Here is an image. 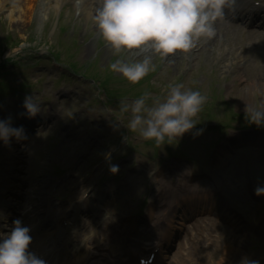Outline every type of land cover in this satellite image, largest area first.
<instances>
[{
    "label": "rangeland",
    "instance_id": "374dc122",
    "mask_svg": "<svg viewBox=\"0 0 264 264\" xmlns=\"http://www.w3.org/2000/svg\"><path fill=\"white\" fill-rule=\"evenodd\" d=\"M31 3L32 8L18 11L24 0H0V66L30 53H43L48 49L59 51L61 60L64 63L73 61L79 73H86V78L96 76L100 81L110 71L117 78L110 84V88L120 94L112 99V104L117 107L120 102H127L126 99L128 102L135 100V94L143 93L147 87L140 83L131 84L121 74L111 71L110 64L117 59L150 57L148 73L152 84L147 93L149 96L157 94V100H163L169 86L176 84H183L185 89H199L206 98L217 96L218 118L214 102L208 100L196 126L198 130L192 131L191 138H187L196 144L207 141L212 145L217 139V143L222 142L223 146L226 136L232 135L235 127L254 125L248 120L246 105L264 107V33L259 38L249 37L243 27L217 21L225 28L217 33L214 45H209L208 40L202 38L192 52L181 53L175 59L147 48L143 51L122 50L116 55L99 35L93 18L79 17L72 0H62L58 8L53 7L54 0H34ZM89 63H94L92 68L84 71ZM7 70L12 69L9 67ZM32 72L37 74L36 70ZM3 76L0 70V90L5 91L8 81L2 79ZM38 78L33 80L36 85L32 95L37 100L44 95L52 107L51 115H58L53 120L54 133L37 139L25 132L26 139L19 141L20 145L15 148H20L16 154L22 152L23 163L6 156V153H11L7 150L16 142L14 138L8 145L0 142V185L8 183L12 194L5 196L4 200L12 199L10 207L15 216L27 222L25 226L30 228L32 239H36L39 252L58 251L60 248L62 251L64 243L61 246L56 244L62 235H57L55 225L67 209H71L76 211L74 233L79 237L94 230V239L98 236L99 240H106L110 251L135 255L138 238L145 241L159 236L162 225L159 220L166 218L165 208L170 211L174 202L187 194L199 197L212 194L217 196V206L227 214L231 211L238 217L242 216L235 230L230 231V236L220 235L221 240L230 239L235 243L237 250L221 256L225 252L224 244L217 245V236L211 227L217 226V209H214L209 214L205 212L196 223L191 222L193 230L183 229L188 243L187 252L198 253L196 261L187 264H260L264 258V196H256L254 189L264 185V126L256 125L255 130H247L256 133L260 140L242 136L244 140H250L241 146L246 151L237 156L233 154V159H226L229 165L226 173L210 174L204 171V161L211 164L209 151L216 143L201 154L189 147L184 152L185 157H164L153 161L155 150L144 144L145 139L138 132L127 128L130 114H120L118 110L114 114L125 123L132 149L126 148L125 141L115 147L113 140L118 132L106 110L109 107H103L104 96L97 98V90L85 84L87 82L56 86L48 75ZM16 106L24 109L21 103L0 99V119L5 118V111L10 113ZM207 116L212 120H207ZM217 120L221 123L217 124ZM227 124L233 129L225 134L214 130L217 127L213 126L227 128ZM23 129L28 131L25 127ZM232 138L238 139L239 136L232 135ZM221 146L217 147L215 155L219 156ZM202 148L205 146L200 145ZM227 150L231 155L237 148L229 146ZM112 165L118 166L115 174L110 171ZM61 170L62 174H58L57 171ZM39 171L44 173L39 174ZM52 171L56 174L52 175ZM12 176L14 179L9 181L8 177ZM101 178L105 180L101 182ZM114 178L118 180L115 182ZM37 179L38 185L46 181L47 187L40 192L41 202L30 205L24 194ZM96 192H99L98 197L100 193H109L110 196L116 193L123 198V203L117 208L118 203L110 207V203H102L105 199L96 200ZM143 205L140 216L144 219L134 224L133 216ZM175 213L173 217L178 215L176 210ZM197 226L203 229V241L193 246L189 243L188 233H197ZM0 234H7V231ZM55 244L57 246L53 248ZM28 251L34 252L33 248Z\"/></svg>",
    "mask_w": 264,
    "mask_h": 264
},
{
    "label": "clouds",
    "instance_id": "9594fccd",
    "mask_svg": "<svg viewBox=\"0 0 264 264\" xmlns=\"http://www.w3.org/2000/svg\"><path fill=\"white\" fill-rule=\"evenodd\" d=\"M236 0H99L92 17L99 35L119 55L122 50L145 48L168 56L176 52H189L202 38L215 36V22L225 17V8L234 11ZM151 59H117L110 70L121 74L135 84L150 71ZM145 94L131 102H122L121 113H129L127 128L138 132L145 140L156 145L171 144L178 137L193 129L196 117L206 97L197 90L185 89L183 84L169 86L163 100L148 103ZM22 107L29 118L40 111V103L32 95L25 96ZM245 112L250 123L264 126V107L246 105ZM17 142L26 139L23 127H13L11 118L0 119V142L8 145L11 139ZM110 155V154H109ZM115 174L118 166L112 165ZM256 196H264V185L254 189ZM0 212V220H6ZM30 228L20 219L12 221L7 234H0V264H46L28 251L32 242ZM96 235L89 230L81 235V243L87 245Z\"/></svg>",
    "mask_w": 264,
    "mask_h": 264
},
{
    "label": "bare ground",
    "instance_id": "6f19581e",
    "mask_svg": "<svg viewBox=\"0 0 264 264\" xmlns=\"http://www.w3.org/2000/svg\"><path fill=\"white\" fill-rule=\"evenodd\" d=\"M31 1L34 0H24L23 7H19L18 11L24 10V9H29L32 8V3ZM37 2V0H35ZM75 6V10H78V15L79 17L89 19L94 16L96 8L99 6V0H72ZM62 0H54V5L53 7L58 8ZM43 5H42V10H43ZM245 9V7H243ZM215 27L217 29V23L215 24ZM216 43L215 40H210L208 43L209 45H214ZM181 52H176L171 54L168 58L170 59H175L177 55H180Z\"/></svg>",
    "mask_w": 264,
    "mask_h": 264
}]
</instances>
